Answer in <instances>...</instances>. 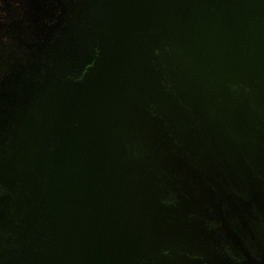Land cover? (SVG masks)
<instances>
[{
  "label": "water",
  "instance_id": "water-1",
  "mask_svg": "<svg viewBox=\"0 0 264 264\" xmlns=\"http://www.w3.org/2000/svg\"><path fill=\"white\" fill-rule=\"evenodd\" d=\"M64 6L0 97V264H264V0Z\"/></svg>",
  "mask_w": 264,
  "mask_h": 264
},
{
  "label": "flooded vegetation",
  "instance_id": "flooded-vegetation-1",
  "mask_svg": "<svg viewBox=\"0 0 264 264\" xmlns=\"http://www.w3.org/2000/svg\"><path fill=\"white\" fill-rule=\"evenodd\" d=\"M64 1L0 0V38L7 37L9 43L4 44L0 39V97H3L4 101L9 97L7 92L12 91L11 93L14 94V91L22 86V84H10V79L18 74L35 73V65L29 67L30 61H34L35 52L38 53L40 62H43L42 57H47V54L50 57L54 56L52 45L61 37L63 29L60 25L58 33L53 36L50 35L49 29L60 22L65 9ZM71 7L70 5L69 11L67 10V24H70L73 17ZM48 64L53 66L52 61ZM46 71V68L42 67V74L45 75ZM36 79H39L38 74ZM44 86L45 78H42L40 84L35 85V89L40 90ZM8 197L14 207L23 205L22 189H17L16 193L10 191ZM5 200L6 203H10Z\"/></svg>",
  "mask_w": 264,
  "mask_h": 264
},
{
  "label": "rangeland",
  "instance_id": "rangeland-1",
  "mask_svg": "<svg viewBox=\"0 0 264 264\" xmlns=\"http://www.w3.org/2000/svg\"><path fill=\"white\" fill-rule=\"evenodd\" d=\"M1 40H3L4 44H6L8 42V38L7 37H2L0 38ZM9 44V43H7ZM1 45V44H0ZM1 75V74H0Z\"/></svg>",
  "mask_w": 264,
  "mask_h": 264
}]
</instances>
